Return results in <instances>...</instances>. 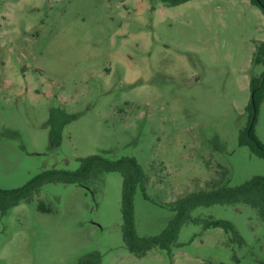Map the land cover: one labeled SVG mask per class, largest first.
<instances>
[{"label":"rangeland","instance_id":"rangeland-1","mask_svg":"<svg viewBox=\"0 0 264 264\" xmlns=\"http://www.w3.org/2000/svg\"><path fill=\"white\" fill-rule=\"evenodd\" d=\"M262 41L249 0H0V190L90 155L134 158L147 178L135 233L154 237L179 197L223 173L231 187L264 176V159L238 145ZM252 120L264 145V99ZM121 185L118 172L87 188L49 183L0 213V264H264L263 224L245 205L191 212L228 222L241 244L187 223L171 257L130 254Z\"/></svg>","mask_w":264,"mask_h":264},{"label":"trees","instance_id":"trees-1","mask_svg":"<svg viewBox=\"0 0 264 264\" xmlns=\"http://www.w3.org/2000/svg\"><path fill=\"white\" fill-rule=\"evenodd\" d=\"M164 6H176L190 0H158ZM264 15V0H249ZM252 62L261 65L263 71L256 77H251L249 89L251 93L247 106L249 123L238 134V145L248 146L251 153L264 159V145L254 134V121L257 108L264 99V41L256 46ZM51 135V134H50ZM78 168L74 171L48 169L40 172L25 185L13 190H0V213L5 214L9 209L27 200L46 184L62 183L87 188L88 185L100 178L106 172H118L122 178L121 185V215L122 239L125 249L136 257H143L153 248L165 251L171 257V248L176 246L177 235L184 224H199L204 230L221 227L231 234L232 239L242 243L235 228L228 222L214 220L211 217L201 219L192 217L191 212L199 207L237 206L250 207L264 228V176H254L247 182L231 187L223 173L217 181L205 183L204 189L190 192L167 204L173 217L161 233L154 237H139L135 233L133 218V196L137 188L143 192L147 178L134 158L123 157L110 161L100 155H90L78 159ZM145 196V194H144ZM147 198V197H145ZM38 208L46 212L42 203Z\"/></svg>","mask_w":264,"mask_h":264}]
</instances>
